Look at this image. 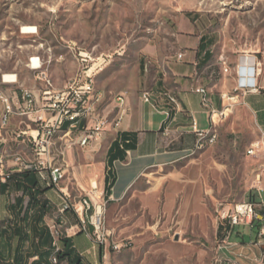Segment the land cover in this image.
<instances>
[{
	"label": "rangeland",
	"instance_id": "rangeland-1",
	"mask_svg": "<svg viewBox=\"0 0 264 264\" xmlns=\"http://www.w3.org/2000/svg\"><path fill=\"white\" fill-rule=\"evenodd\" d=\"M24 26L33 27L34 33H22ZM201 35L210 40L214 67L223 74L224 65L229 72L234 70L218 82L223 87L218 93L221 108L228 103H234L233 107L220 123L213 145L189 156L172 171L148 174L118 208L108 213L109 226L107 211L102 207L109 237L105 245L107 258H102L101 264H217V250L229 246L226 237L230 229L218 220L217 211L226 204L251 202L250 192L246 191L245 158L255 157L247 155V149L261 141L262 136L251 142L255 135L250 119L246 115L237 117L243 112L240 97L228 101L222 100L221 95L238 94L233 91V62L239 56L254 57L264 72V0H0V88L1 77L7 73L17 74L27 86H38L36 74L27 68L30 59L37 56L48 62L53 81L55 76L64 74V81H59L65 86L81 74L79 54L88 55L95 88L106 96L96 109V117L106 120V126L99 140L93 141L95 144L115 129L117 96L124 94L137 104L147 90L140 64L146 63L150 70L154 61L179 56L178 39L185 37L193 42ZM60 85L56 86H63ZM79 135L80 132L72 134L74 146L65 150L62 163L60 160L64 179L53 187L54 191L67 188L69 193L62 200L57 197L59 202L49 194L40 197L55 203L42 227L50 230L57 243L60 236L71 234L61 212L63 206L69 205L72 210L77 200L89 198L80 195L82 182L74 176V167L68 160V155L78 149ZM58 137L63 135L56 134L53 143ZM5 138L0 137V172L6 173L13 155L27 157L30 149L21 145V138L15 139V134L8 133ZM211 138L213 132L206 143ZM259 152L264 154V147L256 154ZM179 170H184L182 179L187 181V187L171 206L164 207V175ZM40 183L46 185L41 180ZM82 186L88 189L84 183ZM154 187L159 189L154 191ZM152 193L158 194L154 205L142 199ZM20 194L11 185L9 193L0 198V234L7 232L0 235L2 264L12 261L17 244L14 230L18 226L30 237L22 251L26 264L36 259L33 222L23 223L21 214L10 209ZM121 242L127 246L115 250L113 243ZM26 254H31L30 260Z\"/></svg>",
	"mask_w": 264,
	"mask_h": 264
},
{
	"label": "crops",
	"instance_id": "crops-1",
	"mask_svg": "<svg viewBox=\"0 0 264 264\" xmlns=\"http://www.w3.org/2000/svg\"><path fill=\"white\" fill-rule=\"evenodd\" d=\"M209 41L204 35L195 37L193 42L185 37L180 38L177 40V46L179 55H182L181 59L176 56L172 59L154 61L150 70L146 63L140 64L143 86L147 89L144 92L150 94V103H144L141 97L137 104H134L133 99L125 96L127 113L119 127L112 129L102 142L96 144L91 142L87 147H78L68 155V160L75 170L74 176L89 189L86 190L81 184L82 188L79 190L80 195H84L82 197H89L91 201V210L85 214L86 219L95 211L98 213V208L101 213L102 207H105L106 224L109 226L108 213L113 208H118L142 179L151 172L164 169L172 171L190 156L196 142L191 130L192 121H196L199 130H206L209 126L208 116L201 106V98L194 89L205 88L211 105L218 110L222 106L218 93L223 87H219L218 82L227 74H223L219 67H214ZM238 58L233 62L234 65ZM233 73L234 70H230L228 75ZM61 75L54 77L53 84L56 89H62L64 86V83L61 84L63 86L60 85L59 80L62 83L65 77L64 74ZM19 81L36 96L39 95L38 83V86H27ZM57 84L61 87H57ZM257 87V92L240 95L243 112L237 113V117L248 116L252 123L255 137L251 142L264 134V72L260 67ZM95 90L103 94L100 103L102 104L106 96L102 91L96 88ZM169 96L177 100V105L169 101ZM17 122L13 120L10 126L8 133L11 135L23 128L17 125ZM234 126L233 124L232 128ZM82 131L81 129L75 131L80 132L77 143ZM207 138L205 137L201 142L206 143ZM60 140L62 138L58 137L56 143ZM254 156L245 158L247 169L245 174L248 176L246 191L250 192L251 203L255 204L256 209L264 215L262 209L264 208V154L259 152ZM10 169L16 170L13 161ZM171 171L164 175V207L171 206L177 195H181L187 187V181L182 179L184 170L176 173ZM91 183L93 185L90 187ZM39 185L42 186L40 180ZM157 189L159 188L154 187L153 190ZM54 190L52 188L46 194L51 195L58 202L57 197L62 200V197L69 193L67 188ZM157 195V193L144 195L142 199L145 198L147 203L151 202L154 205ZM46 201L50 210L53 209L55 203L47 199ZM25 204L24 201L23 205ZM74 206H80L79 200ZM229 206L231 205L226 204L223 207ZM63 215L71 233L66 237L71 238L75 253L81 257L82 264H101L102 258L105 260L108 252L107 248H101L94 243L91 236L92 227L88 225L87 233L82 232L79 218L74 211L64 212ZM261 225L262 222H254L252 225L229 228L226 237L229 246L217 250L215 257L217 264H264V244L259 243Z\"/></svg>",
	"mask_w": 264,
	"mask_h": 264
},
{
	"label": "built area",
	"instance_id": "built-area-1",
	"mask_svg": "<svg viewBox=\"0 0 264 264\" xmlns=\"http://www.w3.org/2000/svg\"><path fill=\"white\" fill-rule=\"evenodd\" d=\"M182 55L178 56L181 59ZM91 59L86 54H79V62L82 67L78 78L66 84L62 89H56L49 74L47 63L40 56L33 58L32 73L39 74V95L36 96L30 89L21 85L17 74L7 73L2 75L0 88V137L6 140L5 135L10 131L13 120L18 121L20 127L13 134L15 139L21 138L20 144L30 149V155L25 157L21 154H14V165L16 170L11 172L33 171L38 175L39 180L46 185L58 187L63 181L65 171L62 166L65 150L73 145L71 136L75 129L85 130V137L82 144L77 145L85 148L89 143L98 141L104 132L106 120L96 117V109L103 99L102 93H95L94 79L88 69ZM226 68V65H224ZM236 79L234 92L238 93L233 97L222 94V100L235 101L240 95L249 92H257V76L259 64L254 57L248 55L239 56L235 64ZM194 92L201 98V106L208 116L209 126L206 130H199L196 121H192L191 130L195 135V147L190 156L209 147L215 143V136L218 134V125L225 120L230 108L234 103H228L221 109L211 105L208 91L203 87L194 89ZM240 94V95H239ZM144 103H149L150 94H142ZM169 101L177 105V100L169 96ZM118 109L117 119L114 128H118L127 113L126 98L124 94L117 96ZM72 121L70 130H63V137L60 143L51 142V133L61 130V122ZM28 122L27 124L25 122ZM25 123V124H24ZM202 132H213L211 143H202ZM264 147V134L262 140L252 144L247 150V155L253 156ZM31 157V158H30ZM61 160V163H60ZM5 172H0L4 178ZM4 181V179H2ZM91 202L88 198L79 201V207L72 206V210L80 220L82 232L87 233V226L92 227V239L101 248H105L109 232L106 231L101 213L96 211L86 219L85 214L91 210ZM69 205H64L61 212H64ZM264 210V208H262ZM218 212V220L225 222V226L233 228L242 225H252L254 222H262L259 230V243L264 244V215L256 209L251 202L234 204L228 208L222 207ZM126 244L113 243V248L119 250ZM55 263V259H53Z\"/></svg>",
	"mask_w": 264,
	"mask_h": 264
},
{
	"label": "trees",
	"instance_id": "trees-1",
	"mask_svg": "<svg viewBox=\"0 0 264 264\" xmlns=\"http://www.w3.org/2000/svg\"><path fill=\"white\" fill-rule=\"evenodd\" d=\"M37 176V173L33 171L11 172L10 170L5 173L4 178L0 176V198L5 196L7 191L10 190L11 185H13L14 189L20 192L21 195L15 200L11 208L12 211L21 214L23 223L28 224L33 222L34 224L32 232L36 238V242L33 244L36 259L28 264H82L81 257L75 253L71 238L60 236L57 243L53 239L50 230L47 227H42V223L50 208L47 205V201L41 200L40 197L49 192L53 186L39 185ZM25 199L27 201L23 205ZM20 205L22 206L20 207ZM70 210V208H66L64 212ZM14 232L17 236V244L12 253V261L8 264H26L22 251L24 243L30 237L27 233L23 232L21 226H18ZM6 233L2 231L0 235H7ZM30 255L26 254L29 260L31 259ZM3 257L4 253L0 244V264H2L1 259ZM53 259H55V263H53Z\"/></svg>",
	"mask_w": 264,
	"mask_h": 264
},
{
	"label": "bare ground",
	"instance_id": "bare-ground-1",
	"mask_svg": "<svg viewBox=\"0 0 264 264\" xmlns=\"http://www.w3.org/2000/svg\"><path fill=\"white\" fill-rule=\"evenodd\" d=\"M34 28L33 27H29V26H24L22 28V33L24 34H30V33H34ZM29 66V69L30 70H33V59H31L30 61V64L28 65ZM223 72L225 74L229 73V67L226 66V68H223ZM36 74V79L38 80L39 82V74L38 73H35ZM235 79H236V69H235ZM95 93H97V91L95 90ZM117 101V99H116ZM149 103H150V98H149ZM72 128V121L71 120H64L63 122H61V130H56V132H53L51 133V142L53 143V140L55 138V135L58 134V133H61L63 135V130H70ZM79 129H75V131H77ZM211 132H204L201 134V140L204 139L205 137L207 138L209 135H210ZM85 137V130L82 131V134H81V138H80V141H79V145L82 144V140L83 138ZM213 138H211L209 140V142L211 143V140ZM1 159V157H0ZM0 163H1V160H0Z\"/></svg>",
	"mask_w": 264,
	"mask_h": 264
}]
</instances>
